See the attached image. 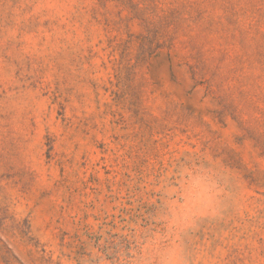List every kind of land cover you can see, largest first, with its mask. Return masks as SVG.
Returning <instances> with one entry per match:
<instances>
[{
    "label": "rangeland",
    "instance_id": "374dc122",
    "mask_svg": "<svg viewBox=\"0 0 264 264\" xmlns=\"http://www.w3.org/2000/svg\"><path fill=\"white\" fill-rule=\"evenodd\" d=\"M0 264H264V0H0Z\"/></svg>",
    "mask_w": 264,
    "mask_h": 264
}]
</instances>
